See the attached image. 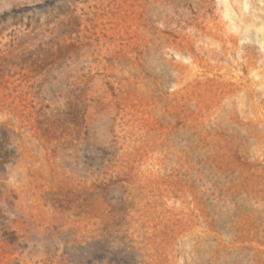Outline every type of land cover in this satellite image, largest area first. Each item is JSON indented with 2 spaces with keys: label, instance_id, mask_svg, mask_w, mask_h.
Here are the masks:
<instances>
[{
  "label": "rangeland",
  "instance_id": "rangeland-1",
  "mask_svg": "<svg viewBox=\"0 0 264 264\" xmlns=\"http://www.w3.org/2000/svg\"><path fill=\"white\" fill-rule=\"evenodd\" d=\"M225 1L0 0V264H264V48L214 59Z\"/></svg>",
  "mask_w": 264,
  "mask_h": 264
},
{
  "label": "bare ground",
  "instance_id": "bare-ground-1",
  "mask_svg": "<svg viewBox=\"0 0 264 264\" xmlns=\"http://www.w3.org/2000/svg\"><path fill=\"white\" fill-rule=\"evenodd\" d=\"M229 1L226 0L224 6V16L227 18L228 21L227 25L225 26V28L221 29V33L218 34V37L213 42L215 46L217 45L216 48L213 49V56L214 59H216L217 61L222 58L227 59L228 56L231 54L230 49H236L237 44L234 39L237 33H235V35L233 36L230 31L240 32L239 36L241 34H244L243 36L241 35L240 37H238L239 40L244 39L243 42L248 40L249 42H251V44L252 42L257 41V43L262 45V47L264 48V7L260 6L259 4L253 6L252 4H250L252 6L251 7L249 5V2H247L246 0H234V4ZM251 28L254 29L252 30ZM251 44L246 45L250 46ZM239 48L242 49L241 47ZM224 68V66L219 65V69ZM227 74H229V71H227ZM234 74L236 76V79L238 80V73ZM229 77L231 76L227 75V78ZM227 86L228 89H226V95L227 97H230L233 86L229 84H227ZM218 128L220 127L217 126V129Z\"/></svg>",
  "mask_w": 264,
  "mask_h": 264
}]
</instances>
